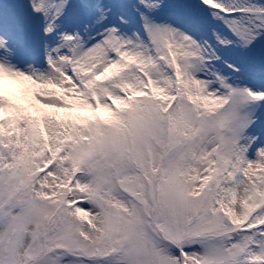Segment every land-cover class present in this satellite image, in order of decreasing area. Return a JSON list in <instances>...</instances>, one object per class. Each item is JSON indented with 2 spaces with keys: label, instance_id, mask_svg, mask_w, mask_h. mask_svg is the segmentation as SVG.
I'll return each mask as SVG.
<instances>
[{
  "label": "snow or ice",
  "instance_id": "obj_1",
  "mask_svg": "<svg viewBox=\"0 0 264 264\" xmlns=\"http://www.w3.org/2000/svg\"><path fill=\"white\" fill-rule=\"evenodd\" d=\"M0 264H264V0H0Z\"/></svg>",
  "mask_w": 264,
  "mask_h": 264
}]
</instances>
